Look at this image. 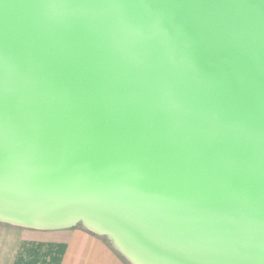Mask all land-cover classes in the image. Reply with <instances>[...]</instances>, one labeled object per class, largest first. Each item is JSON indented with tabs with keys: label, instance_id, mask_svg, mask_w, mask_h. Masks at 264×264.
Returning a JSON list of instances; mask_svg holds the SVG:
<instances>
[{
	"label": "water",
	"instance_id": "95a60500",
	"mask_svg": "<svg viewBox=\"0 0 264 264\" xmlns=\"http://www.w3.org/2000/svg\"><path fill=\"white\" fill-rule=\"evenodd\" d=\"M0 221L264 264V0H0Z\"/></svg>",
	"mask_w": 264,
	"mask_h": 264
},
{
	"label": "crops",
	"instance_id": "0c3cea01",
	"mask_svg": "<svg viewBox=\"0 0 264 264\" xmlns=\"http://www.w3.org/2000/svg\"><path fill=\"white\" fill-rule=\"evenodd\" d=\"M81 224L44 230L0 221V264H131Z\"/></svg>",
	"mask_w": 264,
	"mask_h": 264
},
{
	"label": "rangeland",
	"instance_id": "374dc122",
	"mask_svg": "<svg viewBox=\"0 0 264 264\" xmlns=\"http://www.w3.org/2000/svg\"><path fill=\"white\" fill-rule=\"evenodd\" d=\"M82 225V224H81ZM109 241V240H108Z\"/></svg>",
	"mask_w": 264,
	"mask_h": 264
}]
</instances>
